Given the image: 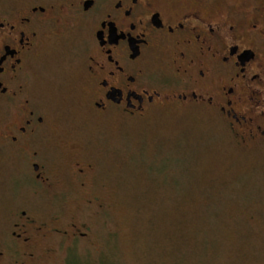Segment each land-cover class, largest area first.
<instances>
[{
    "label": "rangeland",
    "instance_id": "obj_1",
    "mask_svg": "<svg viewBox=\"0 0 264 264\" xmlns=\"http://www.w3.org/2000/svg\"><path fill=\"white\" fill-rule=\"evenodd\" d=\"M61 38L36 88L52 187L18 185L11 201L0 173V236L16 210L85 235L38 239L34 257L2 264H264V143H241L220 118L194 109L161 107L124 121L89 113L81 32ZM80 157L93 165L84 188L71 177Z\"/></svg>",
    "mask_w": 264,
    "mask_h": 264
},
{
    "label": "flooded vegetation",
    "instance_id": "obj_2",
    "mask_svg": "<svg viewBox=\"0 0 264 264\" xmlns=\"http://www.w3.org/2000/svg\"><path fill=\"white\" fill-rule=\"evenodd\" d=\"M70 28L81 32L89 113L124 121L161 107L194 109L220 118L241 143H264V0L0 3V173L10 181L9 200L18 185L52 187L47 114L36 88ZM71 169L84 188L93 165L80 157ZM7 222L0 264L34 257L38 239L85 235L39 224L25 210L12 211Z\"/></svg>",
    "mask_w": 264,
    "mask_h": 264
}]
</instances>
